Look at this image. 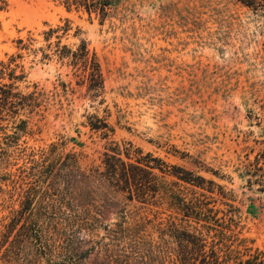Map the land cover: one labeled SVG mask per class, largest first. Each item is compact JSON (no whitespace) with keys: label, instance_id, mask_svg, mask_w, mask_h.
<instances>
[{"label":"rangeland","instance_id":"rangeland-1","mask_svg":"<svg viewBox=\"0 0 264 264\" xmlns=\"http://www.w3.org/2000/svg\"><path fill=\"white\" fill-rule=\"evenodd\" d=\"M4 1L1 61L17 52L18 39L31 35L40 41L42 31L67 23L63 43L87 44L104 89L91 98L70 68L55 60L22 61L18 91L27 94L37 85L49 99L1 124L0 138L12 136L16 146L0 175L12 174L19 188L9 192L7 183L0 195V264H139L137 248L159 243L160 230L171 224L201 233L226 264L264 255L260 13L236 0H116V13L100 23L55 0ZM93 118L112 132L103 137L91 131ZM52 146L77 155L80 174L69 188L50 168L41 171L39 154ZM129 147L192 172L200 187L156 172L159 194L128 201L107 183L97 184L105 156L127 162ZM28 186L35 192L21 204L25 198L18 193ZM169 191L179 197L178 205L168 199ZM190 203L193 212L186 209ZM153 260L163 264L160 257Z\"/></svg>","mask_w":264,"mask_h":264},{"label":"trees","instance_id":"trees-1","mask_svg":"<svg viewBox=\"0 0 264 264\" xmlns=\"http://www.w3.org/2000/svg\"><path fill=\"white\" fill-rule=\"evenodd\" d=\"M55 1L67 11L85 13L88 17L97 18L100 23L110 19L116 13V0ZM236 1L253 14L260 13L264 18V0ZM6 6V2L0 0V11H4ZM69 30V25L65 23L62 26L42 31L39 34L40 41L31 35L25 40L18 39L16 41L17 52L10 55L6 61L0 60V134H5L4 128L1 126L2 123H14L21 111L28 109L33 112L49 99V96L42 92V89H38L37 85H33L32 91L27 94L18 91L16 84L24 77L22 61L25 57H31V62L36 60L41 64L55 60L61 66L73 71V75L77 78L76 85L85 87L91 98H97L103 93L104 79L95 54L82 40L73 46L64 44V37ZM261 52L264 56V42ZM58 86L62 88V91H66L64 83ZM55 89L56 87H54ZM51 97L54 99L57 97V93H51ZM88 126L91 131H100L103 137H106L108 132H112L108 124L98 118L90 120ZM12 139V136L0 138V165L4 164V168L9 166L7 158L10 148L16 146V142ZM60 149L62 148L52 146L48 153L40 152L41 171L50 168V175L69 188L73 179L80 174L77 155L72 152L63 153L59 151ZM114 150L118 152L115 148ZM115 151L114 154H116ZM124 151L127 162L119 158L115 159L114 156H105L103 161L105 171L95 173L97 176L95 181L97 184L107 183L113 192L125 193L128 201L133 199L147 201L159 194L161 187L157 183L156 172L163 176L173 177L186 185L200 187L201 179L194 176L192 172L168 165L150 153L142 154L140 150H132L130 147L129 149L125 148ZM18 182V179H15L10 173L0 175V195L4 192L3 188L7 186V183L11 186L9 192L15 193L19 188ZM34 192L35 188L28 186L23 194L18 193V197L25 198L21 204L30 202ZM167 197L174 205L180 203L179 197L174 192L169 191ZM194 205L190 203L186 205V209H192L193 212ZM160 233L159 243L154 245L142 243L137 248L142 254L139 264H151L157 257H160L163 264H226L227 262L220 258L218 247H215L214 244L208 247V242L201 233L179 230L172 224L161 229ZM218 234L224 237L222 231H219ZM227 256L231 258L232 251H228ZM235 264H264V255L256 253L246 261H239Z\"/></svg>","mask_w":264,"mask_h":264}]
</instances>
